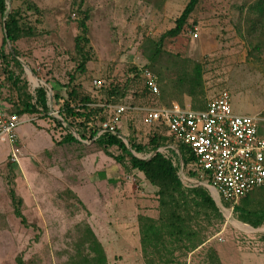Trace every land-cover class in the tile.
I'll return each mask as SVG.
<instances>
[{"label": "rangeland", "instance_id": "rangeland-1", "mask_svg": "<svg viewBox=\"0 0 264 264\" xmlns=\"http://www.w3.org/2000/svg\"><path fill=\"white\" fill-rule=\"evenodd\" d=\"M188 1L7 0L8 12L19 10L29 34L13 44L6 42L9 57L4 65L0 63V92L16 106L25 99V92L32 95L40 86H53L55 95L65 96L62 87L68 90L73 78L71 84L101 104L112 82L124 89L117 103L126 107L167 104L161 93L159 97L147 93L137 69L149 63L147 40H158L173 28ZM85 17L84 32L79 22ZM77 37L82 52L88 54L84 71L77 68L82 60L75 48ZM12 48L25 69L11 61ZM176 57L201 66L205 94L194 105L205 104L225 90L235 114L264 116V0H200L181 33L163 41L155 66L164 68ZM8 72L19 77L20 83L14 85ZM173 72L171 68L166 74ZM23 84L24 92L19 90ZM59 107L53 103L47 115L40 110L21 117L33 119L16 128L22 141L15 145L20 148L16 158L7 136H0V264H17L18 257L24 264H69L85 225L102 244L108 264H216L212 251L223 248L236 256H264V251H239L233 238L237 231L252 230L253 236L264 240V221L258 227L242 222L236 208L231 211L228 203L210 192L218 210L192 199L184 206L190 227L200 239L195 247L190 241L166 237L163 246L144 251L139 217L159 219L157 189L130 167L127 157L122 163L115 161L113 156L120 154L116 146L108 148L110 156L94 139L61 143L67 128L59 124ZM186 107H192L191 99ZM117 127L127 143L133 138L148 144L154 132L167 136L169 143L159 150L178 165L183 185L189 188L203 181L190 175L193 166L184 168L179 154L168 148L178 143L166 127L149 126L142 111H124ZM133 153L146 159L153 152ZM10 189L22 199L20 211L26 224L15 214ZM262 190L252 192L250 209L264 210ZM241 203L240 199L236 206ZM223 226L225 241L219 242L216 235Z\"/></svg>", "mask_w": 264, "mask_h": 264}, {"label": "trees", "instance_id": "trees-1", "mask_svg": "<svg viewBox=\"0 0 264 264\" xmlns=\"http://www.w3.org/2000/svg\"><path fill=\"white\" fill-rule=\"evenodd\" d=\"M6 1L7 0H0L1 19L4 18L7 10ZM199 1L200 0H189L179 17L175 20V26L173 28L161 34L158 40L148 39L146 42V48H148L149 51L148 55L146 54V59L149 63L145 67L148 69L153 68L156 73L159 91L163 99H168L169 102L167 104L158 105L185 108L182 99L187 95L192 100L191 109L200 110L204 109L206 106V103H202L200 106L194 105L198 97L203 98L205 94L202 81V69L199 63L176 57L178 60L169 62L164 68L161 65L158 68L155 66L158 64L159 57L162 54L163 41L167 37H176L181 33ZM85 20L86 17L79 22V26L84 32L86 31ZM3 25L6 41L12 44L29 34V32L25 30L23 19L19 10L16 8H12L6 15V18L3 19ZM79 40L80 38L77 37L75 48L77 52L82 55V60L77 68L84 71L85 63L88 60V54L82 52L83 47L80 46ZM85 42H87L86 39ZM1 50L3 51V47L0 49V53H2ZM8 57L7 55L5 56L6 60ZM18 57H20L18 52L15 48H12L10 59L21 68L22 66ZM171 68L174 72L171 75H167L166 72ZM135 69L137 68H134V70ZM8 78L12 80L14 85L20 83L19 77H16L12 72H8ZM72 79L73 78L70 79L68 84L70 87L68 90L66 86L62 87L65 91V96L55 95L54 92V100L55 103L60 106L58 112L62 118L59 124L62 125L64 123L67 126H64L65 129L67 128V132L64 134L61 143L80 144V140L94 139L93 141L103 149L104 153L110 156L111 154L108 152V148L116 146L120 150V154L113 156L115 161L117 163H122L125 157H127L130 167L142 173L145 180L157 189L160 207L159 219L154 220L150 217H139L140 240L144 251H146L149 246L155 249L163 246L166 237L169 239L174 238L182 243L190 241L191 247H195L196 242H200V239L190 227L187 217L188 213L184 212V206L188 203V199H192L196 204H208L215 210H218L208 190L202 185L189 188L185 187L178 174V165L175 164L171 157L157 151L160 147L166 146L169 143V138L167 136L154 132L149 137L148 144H141L136 142L133 138H128V147L123 141L121 132L117 126L115 128V134L103 132L97 135L102 128V124L110 117L108 112H112V110L109 105L119 104L117 100L119 97L124 96V89L121 88V85L117 82L110 83L108 88H105L106 100L104 104H101L96 102L89 93L84 92L77 85L71 84ZM20 87L19 90L24 92V84ZM52 89L54 91L53 86ZM24 97L25 99L21 101L20 105H12L11 113L22 116L24 114L38 113L41 109L44 115H47L48 104L45 87L40 86L36 88L35 102L31 94L25 92ZM150 126L163 125L159 122H154ZM70 129L73 131L71 132ZM74 133L80 140H78ZM176 149L182 160L183 167L185 168L188 165H192L194 168V156L189 147L178 143ZM147 151L153 153L146 159L139 158L133 153H144ZM190 175H197L200 177L195 169L190 172ZM262 189H264V187L256 190L263 192ZM252 192L242 198L241 205H235L234 209L236 208L237 211L240 212V220L242 222L252 227H258L264 221V210L261 208H249ZM9 195L16 216L20 218L23 224H26V219L20 211L22 199L16 195L14 189H10ZM32 226L37 228L35 225ZM35 238L38 239V235H36ZM212 252L215 256L212 260L216 262V264H221L217 253L215 251ZM17 264H24L21 257L17 258ZM69 264H108L105 250L89 225L83 226V229L80 231V235L75 243V252L71 256Z\"/></svg>", "mask_w": 264, "mask_h": 264}, {"label": "built area", "instance_id": "built-area-1", "mask_svg": "<svg viewBox=\"0 0 264 264\" xmlns=\"http://www.w3.org/2000/svg\"><path fill=\"white\" fill-rule=\"evenodd\" d=\"M137 72L144 79L147 93L159 97L156 75L145 66H140ZM45 90L47 104L51 107L55 103L54 91L51 87ZM32 95L35 102V91ZM109 107L111 115L97 135L103 132L115 134L124 111H142L149 126L154 122L161 123L177 143L189 147L194 156V169L203 179L200 183L219 201L228 203L231 211L240 199L264 187V116L235 114L228 91H221L200 110L152 104L143 107L117 104ZM11 108L12 105H4L0 101V136H7L14 146L12 157L16 158L20 153V148L15 147L19 141L16 128L33 118L22 119V116L11 113ZM51 113H54L53 110ZM56 116L62 120L58 111ZM168 148L178 154L176 147ZM224 231L225 226L216 235L219 242L225 241ZM251 231L242 230L234 234L236 248L239 251L263 252L264 240L260 236H253Z\"/></svg>", "mask_w": 264, "mask_h": 264}, {"label": "crops", "instance_id": "crops-1", "mask_svg": "<svg viewBox=\"0 0 264 264\" xmlns=\"http://www.w3.org/2000/svg\"><path fill=\"white\" fill-rule=\"evenodd\" d=\"M1 17V16H0ZM6 37H5V31H4V25L2 23H0V49L3 47V51L1 50L2 53H0V63L1 64H5L6 63V58L5 56L7 55V51H6ZM7 42V41H6ZM18 60L20 62V64L22 63L21 58L18 57ZM4 62V63H3ZM24 69V64L22 63L21 65ZM26 71V70H25ZM185 100V108H190V107H186V105H188V103L190 102V97L185 95L183 97ZM0 101L4 104V105H13V103L9 102L6 100L5 96L3 93L0 92ZM11 103V104H10ZM34 115V114H33ZM23 116V115H22ZM21 125V124H20ZM19 139V137H18ZM53 140V139H52ZM19 142L22 143L21 139H19ZM54 142V141H53ZM55 145V143L53 144V146ZM52 146V148H53ZM51 148V149H52ZM49 151L50 149H44ZM230 250V249H229ZM233 251V250H232ZM226 252V253H225ZM232 254V255H231ZM230 251L227 252L226 248H223L222 250H219L217 252L219 261L221 264H264V256H260V257H249L247 255H242V256H236L233 255V252ZM232 262V263H231Z\"/></svg>", "mask_w": 264, "mask_h": 264}, {"label": "water", "instance_id": "water-1", "mask_svg": "<svg viewBox=\"0 0 264 264\" xmlns=\"http://www.w3.org/2000/svg\"><path fill=\"white\" fill-rule=\"evenodd\" d=\"M10 7H8L7 8V10H6V12H5V16H4V18L3 19H5L6 18V15L9 13L8 12V9H9ZM49 111L51 112L52 111V109L51 108H49ZM75 134V133H74ZM123 139V138H122ZM124 141V140H123ZM125 144L126 145H128V143L127 142H125ZM128 147H129V145H128ZM158 151V150H157ZM150 157V156H149ZM179 158H180V155H179ZM180 161H181V165H182V160L180 159ZM198 185H202L200 182H197L194 186H198ZM212 198H213V196H211ZM213 200L215 201V204L217 203V201H216V199L215 198H213ZM219 200V199H218Z\"/></svg>", "mask_w": 264, "mask_h": 264}, {"label": "bare ground", "instance_id": "bare-ground-1", "mask_svg": "<svg viewBox=\"0 0 264 264\" xmlns=\"http://www.w3.org/2000/svg\"><path fill=\"white\" fill-rule=\"evenodd\" d=\"M249 229H251V228H249Z\"/></svg>", "mask_w": 264, "mask_h": 264}]
</instances>
